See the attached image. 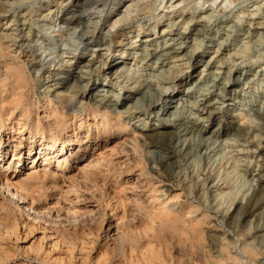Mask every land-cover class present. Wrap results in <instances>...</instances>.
<instances>
[{
    "label": "rangeland",
    "instance_id": "obj_1",
    "mask_svg": "<svg viewBox=\"0 0 264 264\" xmlns=\"http://www.w3.org/2000/svg\"><path fill=\"white\" fill-rule=\"evenodd\" d=\"M8 1L15 3L17 0ZM21 1L19 7L14 4V8L3 6L11 11L0 9V33L16 36L15 43L7 41L3 45L7 53L5 59L24 61L30 80L28 99L32 102L24 106L19 103L21 99L17 94L0 86V122L4 124V128L0 129V171L7 160L16 162V170L11 165L2 172L3 177L11 178L16 183L32 170H59L56 171L55 182L50 178L52 173L43 178L45 185L50 183L49 188L43 186L32 192L23 191L26 203L12 198L0 182V264H264V236L255 240L256 233H248L247 222L241 220L229 226L225 219L233 204L243 199L252 189V176L258 159L253 151L257 141L251 143L223 138L213 145V157L190 156L185 165L176 170L174 177L179 186L170 195H163L162 186L157 182L152 186L138 183V179L142 181L143 178H136L138 168H134L131 175H125L127 178L124 176L123 180H113L112 168H123V164L115 165L128 162L127 159L132 156L130 152L126 154L123 151L129 145L124 143L125 136L122 133L109 135L98 143L88 141L89 146L83 152L87 156L83 159L64 156L57 159L58 153L49 158L44 155L48 150L38 154L39 148H44V145H39L41 138L48 139L49 128L54 129L55 116L52 110H60L59 106L53 108L52 105L56 104L54 100L51 106H40L43 103L38 102L42 94L40 91L47 84L49 87L46 81L57 76L61 69L67 67L71 70L73 67L76 70L74 64L77 58L78 63L94 60L91 68H98L100 61L104 60L103 56L107 57V62L118 59L116 54L123 49L118 43L125 36L131 40L139 31H142V36H149L142 27L153 28L155 25L156 30L176 20L179 22V30H183L186 21L197 17L203 20L206 29L203 49L208 43L211 44L206 48L207 52L211 50L207 57L214 53L217 42L224 38L226 49H220V56L224 59L230 56L245 59L243 63L251 65L254 71L264 67V0H97L86 8L85 16L89 21L84 28L86 36L79 33L78 27L62 23L58 18L59 12L57 15L44 16L47 12L44 8L52 4L50 8L54 9V4L64 0ZM18 12L28 20V25L21 30V27L14 28L9 23ZM250 26L261 28L258 33L250 35ZM116 31L118 33L112 38ZM28 45L32 46L31 49ZM107 46L109 50H98ZM3 63L4 60L0 59V70ZM123 63L133 77L146 67L133 60H125ZM200 68L192 71L190 79L200 76ZM150 75L151 70L146 69L137 79L154 78ZM82 76L88 78L86 74ZM104 77L101 74L93 76V79L98 81ZM105 81L108 82V78ZM96 83L95 88L100 85ZM240 89L247 95L244 101L259 96L263 100L264 75L259 76L255 83L239 85ZM123 92L127 93L128 90ZM76 105L78 102L74 108ZM121 119L124 120L123 116ZM36 121L39 129L35 132ZM94 122L90 116L68 120L69 128L80 124L76 129L77 135L68 128L73 144L69 148L76 145L73 143L76 136L84 138L86 129L92 133L102 127ZM54 134V138L58 139L53 141L56 150L60 148L61 142L55 129ZM151 149L146 145L141 146L143 165L148 164ZM62 159H68V163L62 169L57 168V162ZM84 170L89 171L90 175L85 177ZM132 181L141 187L134 188L130 185ZM172 195L175 197L171 198ZM138 196L145 199L143 209L133 202V198ZM181 201L196 205L195 211L188 217L202 240H196L189 232L176 234L165 224L159 225V218L149 219L145 215V210L150 211L152 217L162 206L168 207ZM23 204L32 207L28 210ZM140 214L143 216L141 220ZM107 229L109 236L106 235ZM214 229L219 234L216 241L208 235ZM115 233L119 236L124 233L130 238L118 246ZM219 244L233 257V261L216 262L213 257L216 253L212 249ZM246 245L254 247V261L244 253Z\"/></svg>",
    "mask_w": 264,
    "mask_h": 264
},
{
    "label": "bare ground",
    "instance_id": "obj_2",
    "mask_svg": "<svg viewBox=\"0 0 264 264\" xmlns=\"http://www.w3.org/2000/svg\"><path fill=\"white\" fill-rule=\"evenodd\" d=\"M96 1L64 0L63 2L54 4L56 6L54 9L50 8L52 4H49L47 8H44L47 11L44 16L48 14L57 15V12H59L58 18L62 23L78 27L79 33L82 36H86L84 28L87 27L86 22H89L85 16L86 8L88 9V6ZM13 4L15 7H19L22 5V1L17 0L14 3L8 0H0V9L2 11H11V9H4L3 6L14 8ZM2 16L5 17V15ZM27 21L18 12L16 18L13 16V19L9 23L10 26L14 25V28L21 27V30L22 27L28 25ZM185 24L183 30H179V22L176 20L167 22L165 27L156 30L155 25L153 28L142 27V30L148 32L149 36H142V31L136 33L132 39L130 38L131 40L125 36V39H122L118 43L123 47L116 54L118 59L107 62L105 60L107 57L103 56L102 59L104 60L100 61L98 68H91L94 60L78 63L79 60L77 58L74 64V67H77L76 70L73 67L71 70H68L66 67V69L64 68L59 71L62 74L59 75L58 73L57 76L55 75L53 78L47 80L46 84L49 82V87L51 88L47 87V84L40 91L42 94L38 102H43L40 103V106L43 108L51 106L52 100L56 103L52 105L53 108L59 106L60 110L56 111L53 109L52 115L55 116L53 128L58 132L57 135L61 145L60 148L54 150L53 141L58 139L54 138V129L49 128V126L50 134L48 139L41 138L39 145H44V148L40 147L38 154L41 151L45 152L48 150L44 155L49 158L54 157L55 153H58L57 159L61 156L70 159H83L87 156L83 152L89 146L87 144L88 141L98 143L100 140H105L109 135H119L122 133L125 136L124 143L129 145H126L123 151L126 154L130 152L132 156L127 159L128 162L125 161L115 165L123 164V168H112L114 170L112 171L114 179H112L115 182L123 180L126 177L125 175H131L134 168H138V173L135 175L136 178L143 176L142 181L138 179V183L144 182L145 186H152L154 182H157L162 186L161 193L163 195H170L172 192H176L179 186L177 179L175 181L174 177L176 170L182 168L190 156L202 155L205 158L213 157V145L217 140L223 138L232 140L241 139L242 141L246 140L251 143L257 141V146L253 151L258 156V159L255 161L256 168L252 176L254 181L252 189L243 199L233 204L232 209L227 212L225 219L229 226L244 220L248 223V233H256L254 236L255 240L258 237L263 238L264 99L261 100L259 96L250 97V99L244 101L247 95L241 89L239 90V85L255 83V80L259 76L264 75V67H258V69L253 71L251 65L243 63L245 59L236 56H230L229 59L222 58L220 56L222 53L220 49H226V43L223 41L224 38L219 41L215 39L218 41V44L215 46L214 53L207 57V54L211 50L207 52L206 48L211 46V44L205 45V49L202 47L206 35L203 20L192 17ZM260 28L258 26H250V35L258 33ZM117 33V31L114 32L111 37H115ZM7 41L15 43L17 41L16 36L12 33H0V59L4 60L1 66L2 70H0V86L11 93L17 94L19 99H21L19 103L22 105L27 104L28 106L32 102L31 99H28V96H30L28 95L30 91L29 74L23 63L24 61L18 62L14 59L7 61L5 59L7 53L4 51L3 45ZM28 46L31 49L32 46ZM100 49L109 50V47L99 48L98 50ZM125 60H133L136 63L139 62L145 65V69L139 70L137 73L141 75L143 71L148 69L152 72L150 76H154V78L146 77L138 80L137 76L139 74L133 77L129 74L130 70L125 69L123 63ZM199 66L201 67L200 76L198 75L199 77L196 79H190L192 71ZM213 66L214 68H212ZM227 66L229 67L226 68ZM82 74H86L88 78L83 77ZM101 74L105 76L104 79L98 81L95 78L93 79V76H101ZM105 78H108V82H104ZM85 79L87 80L83 82ZM96 82L100 83V85L95 88ZM112 89H114V92ZM124 90H128V92L124 93ZM77 102L78 105L74 108V104ZM88 116L95 120L94 124H101L102 127L92 133L86 129L83 139L76 138L78 133L76 129L80 127V124L77 127L72 125L69 128L67 125L69 124L68 120L82 119ZM122 116L124 120L121 119ZM37 124L39 123L36 121L34 125L35 132L39 129ZM150 124L153 126H149ZM3 126L4 124L0 122V129L4 128ZM68 128L71 129L72 133L76 134L75 141L73 142L76 145L70 148L72 139L70 138ZM81 141L84 143H81ZM142 145L152 148L150 157L147 159L148 164L144 163V165L141 162L143 160L140 155ZM66 147L69 150L68 153H66ZM67 160L62 159L58 161L56 164L57 168L60 167L62 169V166L64 167L68 163ZM16 164L12 160H7L2 168L3 170H7L12 165L14 170H16ZM3 170L0 171L1 185L17 202L26 203L22 192H32V190L35 191L37 188L43 186L49 188L50 183L45 185L43 178L52 173L50 178L55 182L54 177L57 175L56 171L59 169L54 171L32 170L16 183L12 182L11 178L7 179V177H3ZM108 170L110 171V169ZM88 175H90L89 171L84 170V176ZM99 181L102 182L101 180ZM134 183L132 181L130 185H133L134 188L141 187V185L138 186L139 184ZM124 186L126 187L127 185ZM174 197L175 195H172L171 198ZM133 200L137 206L142 208L145 199L143 200L141 196H138L134 197ZM23 206L28 210L32 207L28 206V204H23ZM195 206L192 203L181 201L173 203L168 207L162 206L152 217L150 215L152 213L145 210V215L149 219L159 218V222L162 223L158 222L159 225L165 224L176 234L178 232H182V234L183 232H189L193 238L199 241V239H202L188 217V215L195 211ZM134 213L136 212L134 211ZM134 213L133 216L135 215ZM141 215L140 220L143 217ZM122 234L121 236L117 233L114 234L115 240L119 241L118 246L123 245V242L125 240L128 241L130 238L129 235ZM106 235L109 236L108 229ZM208 235L214 240L219 237L215 229ZM118 246L117 248H119ZM212 250L216 253L213 256L216 262L224 263L227 260H234L220 244ZM151 251L150 253L153 255ZM243 251L248 255L250 260H255L256 252L254 247L246 245ZM151 255L149 254V256Z\"/></svg>",
    "mask_w": 264,
    "mask_h": 264
}]
</instances>
